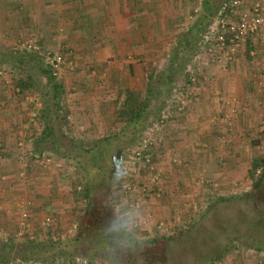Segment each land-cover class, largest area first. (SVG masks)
<instances>
[{
  "label": "crops",
  "instance_id": "1",
  "mask_svg": "<svg viewBox=\"0 0 264 264\" xmlns=\"http://www.w3.org/2000/svg\"><path fill=\"white\" fill-rule=\"evenodd\" d=\"M242 1L244 7L241 12L258 2L264 14V0ZM190 2L191 0H0V56L10 44L20 39L35 42L44 50H51L54 53H59L60 49L65 47L73 50V72L62 74L64 80L67 79L62 97L64 110L67 109V115L64 117L70 123V127L80 125L82 128L84 125L85 131L91 135L103 137L105 133L98 132V126L106 132L110 130L108 118L111 117L107 114L112 112L109 108L113 107L115 92L119 90L123 93L127 89L141 90L142 80L146 77L144 72H151L154 65L152 59L156 56L155 51L153 53L151 51L157 38L167 32L165 29L173 31L180 25H185L183 29L187 31L186 25L192 19L190 27L196 25L203 10L198 15L195 13L202 9L203 0L199 1L197 7L192 6ZM229 20L237 21L238 15L230 16ZM175 45L171 46V50L177 47ZM201 50L205 52V48ZM172 51L165 67L172 56ZM182 52L180 51V57L183 56ZM236 57V61L233 60L228 68L221 62V54L216 53L215 60H209L210 66L205 71L213 80L200 87L192 100L188 101L192 104L188 106L189 113L180 116L184 117L182 120L196 122L194 130H184L185 123H183L180 125V130L171 132L168 127L167 132H162L170 147L173 146L174 152L178 153L177 155L180 152L186 161L195 158L196 155L200 156L203 163L199 168L206 167L208 159L210 160L208 164H211L209 155L213 150L218 152L213 161L223 160L222 150L225 148L222 146L224 141L221 140L222 136L230 137L232 131H238L233 129V126L225 128L229 120L250 121L256 114L253 108L261 102L258 99L259 95L254 92L257 82L259 83L264 74V27L258 34L239 46ZM195 69L199 70L198 63L195 64ZM91 72L99 75L95 77L87 74ZM68 76L75 80L74 83L68 81ZM102 77L105 80L102 81ZM9 83L7 75H0V104L3 105L0 109L2 148L0 202L21 200L24 197L22 201L27 202L25 205L27 210L22 218L29 219L26 224L30 225L31 215L35 216L37 208L41 206L34 202L32 206L30 200L33 199L35 202L48 200L50 204L57 201L56 205L59 204L58 196L61 194V179L64 175L54 173L52 171L54 167L29 157L35 152L34 141L41 134L43 122L37 121L38 127L34 128L36 126L32 123L37 116L30 119L32 109L30 110L28 105L34 104L39 99L29 94L31 99L36 100L34 103L20 100ZM23 104L27 105L26 108L20 107ZM38 105L40 104L37 103ZM263 115L261 113V117ZM215 121L220 122L219 128H209L208 124ZM97 122L100 123L95 125ZM212 126L217 125L212 124ZM163 148L166 149L162 146L161 149ZM161 151L158 157L163 179L159 181H163L164 186L158 182L155 188L162 191V198L170 203L173 201L171 190L174 189H170L168 185L175 181L173 177L176 174L171 171L168 155ZM236 151L238 147L235 148ZM168 152L171 155V150ZM58 165L61 166L62 163ZM191 167L193 168L187 165L184 169L189 170ZM212 167L217 169L219 166L216 164ZM69 170L68 168L67 172ZM231 172L229 181L234 182L236 179H232V176L235 173ZM19 175H25L26 179L31 181L33 190L24 191L25 186L21 183L25 182L24 180L18 182L21 178ZM213 176L217 179L221 173H213ZM171 177L172 181H168ZM186 180L183 182L184 185L190 182ZM20 189L25 193H20L22 196L16 197L14 193ZM145 201L148 204L141 202L142 210L137 212L140 224L150 226L159 219L170 222L168 216L174 210L170 205L166 206L163 201L155 200L153 197ZM2 206L5 209L11 207L10 203H3ZM1 211L0 216L3 218L0 220L5 223V212ZM14 215H17L16 211ZM40 216L42 214H38V218ZM152 227L151 225V229Z\"/></svg>",
  "mask_w": 264,
  "mask_h": 264
},
{
  "label": "rangeland",
  "instance_id": "2",
  "mask_svg": "<svg viewBox=\"0 0 264 264\" xmlns=\"http://www.w3.org/2000/svg\"><path fill=\"white\" fill-rule=\"evenodd\" d=\"M199 1L200 0H191L190 3L192 6L196 5L197 7ZM201 10L202 9L196 12L195 9V14H200V12H202ZM192 21L193 19L191 22ZM190 23L186 25L188 29L191 28ZM184 26L185 25H180L177 27L178 29L173 31L165 29V32H167L160 35L157 38V42L152 41L156 42L153 44L154 47L151 51L152 53L155 51L156 54L154 59H152V64L154 65L153 68H151V72H144L146 77L142 80L140 91L145 90L148 75L153 73L157 74L159 72L161 73L163 71L169 54L173 50H171V46L175 45V43V46L183 43L186 46L184 45L182 49H189V52H186V55H184L185 52H182L183 56L182 59H179V67H176V70L174 71L175 76L173 80L164 86V90L161 91L163 93L160 96H157V99L155 98L156 96H154L155 99H153V101L157 102L160 110L154 114L152 125L141 132L131 146L125 145L124 143H119L117 146L119 150L117 154V163H119V161H124L125 166L129 169V175L123 179L115 180L113 179L114 168V171L108 176L107 184L103 185L105 187L102 185L98 186L101 187V189L95 194L96 200L99 206L105 209V213L110 219L114 222L120 223L126 232L130 233L136 241L151 240L162 234L165 236H174L177 234V231L181 230L184 233V236L179 240L175 239V237L172 239V249L165 260V264H206V262L210 261L212 256L219 253L227 245H230L228 246L230 249L223 252L218 261L210 264H260L261 258L264 257L262 256V254L264 255V251L261 250L262 254L257 253L254 251V248H258V243L262 242L264 228H249V218L254 216L259 219L260 214L255 213L254 215L252 206L248 203L249 201H253L254 208L260 213L262 211L264 212V206H262L264 205V185L254 197L252 192V180L248 176V171L254 159L264 160V115L261 117V113L264 114V91H262L264 89V74H262L259 83L257 82L254 92L259 95L258 99L261 102L253 108L254 112H256L255 115L257 118L253 115L254 117H252V120L250 121L241 119L238 120V122H232L231 120L228 121L225 128L233 126V129H237L238 131H232L230 137L228 135V137H226V135L222 136L221 140H224L222 146H224L225 149L222 150L223 160L220 162L219 160L213 161L218 153L217 150H213L209 155L212 160L211 164H208L210 162L208 159L207 166L199 168L203 163V159H201L200 156L194 155L195 158L186 161L183 159L184 155H181L180 152L179 155H177L178 153L176 154L174 152L175 150H173V146L171 145L170 147L168 140L164 139L166 136H163L162 132L157 134V131H150L160 117L165 115L168 116V119L165 120L163 131L167 132L169 128V131L171 132L174 130H180V125L183 123H185V126L182 125L184 130H194L197 123L182 120L184 117L180 116L184 113H189L190 110L188 109V106L192 104L188 101L194 97L200 87H202L204 83L213 80L205 71V69L210 66L211 62L209 60H215L216 53H218V55L222 54V50H219L216 47L212 48L211 51L206 50L204 52L201 50L204 48L202 44V36L205 32H202L203 34L201 33V36H196L194 33L192 35L195 37L194 40L191 37L189 40L185 39L187 31L183 29ZM195 31L198 30L195 29ZM163 32L164 30H162V33ZM173 32L176 34H173ZM162 36L163 38L161 39ZM167 36L168 39H166ZM24 41L21 39L19 41L16 40L12 45L10 44L9 47L4 50L2 56H0V60H3L4 65L2 66L5 71H3L1 75H7L10 83V71L14 70L15 68L13 67L16 66L12 64L14 56L12 53L15 54L19 52L16 50V46L18 43ZM60 50L59 53L64 52L66 56H68L67 58L74 61L73 50L66 49V47L65 49ZM45 51L54 53V51L51 50ZM221 62H223V64L227 66L226 68H228L232 61H227L225 64V60L223 61V58L221 57ZM25 63V70H29V72L34 75H40L36 63ZM196 63H198L199 66L198 71L195 69ZM193 64L194 68H192ZM64 72L70 73L64 70L62 74ZM94 73L91 72L87 74L95 77L99 75L98 73ZM62 74L58 77L60 80H56V78L54 79L64 88L67 86H65L67 79L64 80ZM160 78H156L157 80H160L158 83H163ZM103 80H105L104 77H102V81ZM43 81H45L44 78ZM68 81H73L74 83L75 80L68 76ZM153 87L154 92L156 93L158 86ZM42 93L44 94V90L42 89L30 93L36 96L35 99H39L37 101L32 99L33 103L36 102L30 106L28 105L29 109H32L30 113L32 116L34 115V117L37 116L38 110L43 107ZM27 96L30 97L31 95L28 94ZM25 97H20V100L27 102ZM29 102L31 101H28V103ZM37 103L40 105L37 106ZM24 106L26 108L27 105L23 104L20 107ZM64 106L62 99L59 116L63 117L65 120L61 122L59 129L62 135L71 139L74 143L64 142L65 146L62 147L60 143L58 144V147L60 152L65 148V150L68 151L67 153L75 158L74 160L68 161L53 154L51 159L55 162H51L48 165L54 167L52 170L54 173L64 175V178L61 179V194H59V196L56 195L60 198L58 199L60 202L57 205V201L52 202V204H55V206H53L48 200L37 202L33 199L30 200L32 206L34 203L41 204V206L39 209L37 208L35 216L31 215L30 221L32 222L28 226L26 223L29 219L23 220L25 218H22L27 210V206H24L27 205V202L22 201L25 199L24 197H22L21 200L0 202V211L2 210L1 212H5L4 217L6 218L5 223L0 220V240L13 239L16 242H24L27 240H43L45 242L50 240H62L68 242L70 245L73 242H70V240L74 237L76 229H72V231L69 232V228L73 225H77L80 216H78L76 212L77 210L79 211V208L83 209L86 205L85 198L82 196L79 197L77 201L72 197L74 188L79 192H82L83 190V180L81 181V185H76L78 180H81L84 176V172L81 169H89L88 162H90V155L85 154L82 149L91 148L97 140H102L104 137L117 134L122 128V123L116 122V118H114L115 121L112 123L109 118L108 124L110 123V130H108V132L98 126V132L105 133V136H93L85 131L86 127L84 125L82 128L80 125L78 127H76L77 125L72 127L69 126L70 123L67 122L64 117L67 115V109L64 110ZM2 107L3 105L0 104V109H2ZM109 109L112 112L114 110L112 106ZM5 111L6 110H4V112ZM111 113L107 115L111 117ZM32 116H30V119L34 118ZM105 118L107 119V117ZM99 123L97 122L95 125ZM219 123L220 122L216 121L215 123L211 122L208 124V127L219 128ZM212 124L217 126H212ZM53 125L55 128H58L57 122L54 121ZM143 141L146 142L147 149L144 152L141 151L139 156H137L135 155V151L139 147L138 144ZM162 146L166 149H161ZM237 147L238 151L235 152V148ZM160 150L168 155L169 159L167 157V160L171 163V171L176 174V176L173 177V180L175 181L168 185L170 189H174V191L171 190V198L173 201H170V203L162 198V191L155 188L157 187L156 184L160 182L159 180L163 179L161 176V170L159 169L161 166L160 158L158 157ZM168 150H171V155H169ZM181 156L182 158H180ZM57 162H61L62 165L59 166V163ZM216 164L219 166L217 169L212 167L216 166ZM73 165H78L79 170L76 169L75 171ZM187 165L193 166V168L191 167L189 170L184 169ZM68 168L70 169L69 172H67ZM59 169L63 170V172ZM231 171H234L235 173L232 176V179H236L234 182L229 181V175L232 173ZM213 173H221V176L216 179V176H213ZM23 176H21L20 181L18 182L24 180L25 183H21L22 186H25L24 191L33 190V186L30 183L31 181L27 180L25 175ZM187 178H189L190 182H188V185H184L183 182ZM93 179L96 180V177H93ZM168 181H172V177L169 178ZM100 182H103V180L101 181V178L99 183ZM162 182L163 181L160 183L162 184ZM126 184H130L133 187L131 192L124 191V185ZM165 185L167 184L165 183ZM162 186L164 185L162 184ZM143 189H145V191H143ZM24 191L20 189L18 192L16 191L14 195L16 197L22 196L20 193H25ZM150 197H153L158 201H163L164 205H170L171 208L174 209L173 213L168 216L170 222L163 219L155 220L154 224H151L153 226L152 229L151 225L149 226L146 224L143 226V224H140L138 219L139 213H137L142 210L141 202H146L145 200H149ZM3 203H10L11 207L5 209L2 206ZM21 204H23L24 207L18 208ZM147 204L148 202H146V205ZM45 206H48V208H45ZM15 211L17 215H14ZM38 214H42V216L38 218ZM47 216L51 219L50 223H47L44 220ZM1 218H3V216H0V219ZM260 219H262V217H260ZM43 221L44 224L42 223ZM254 221H256V219ZM88 253H90L88 250H76L71 256H58L56 258V264H84L79 261V259L82 258H84L88 264H115L112 263L114 259H111L110 262H101L86 255ZM32 258L35 257L32 256ZM76 258H78V260H76ZM70 259L72 261H70ZM155 264L163 263L157 261ZM262 264H264V262Z\"/></svg>",
  "mask_w": 264,
  "mask_h": 264
},
{
  "label": "trees",
  "instance_id": "3",
  "mask_svg": "<svg viewBox=\"0 0 264 264\" xmlns=\"http://www.w3.org/2000/svg\"><path fill=\"white\" fill-rule=\"evenodd\" d=\"M223 1L203 0V14L198 18L196 25L187 30L185 39L189 40L191 37L194 40L195 37L192 36L194 33L196 36H201V33H204L215 20L218 8ZM195 29L198 31H195ZM184 45L180 43L173 49L172 56L161 73L148 75L144 91L127 89L123 93L119 90L115 92L113 100L114 110L110 114V120L113 123L115 121L114 118H116V122L122 123V128L117 134L97 140L91 148L82 149L85 154L90 155L89 169H81L84 172V176L81 180H78L76 185H81L83 180V190L79 192L74 188L72 197L77 201L82 196L85 198L86 205L83 209L79 208V211L77 210L76 212L80 219L76 225L74 237L70 240V242L73 241L72 244L70 245L62 240H50L48 242L43 240H27L24 242H16L13 239L0 240V264H8L10 262H15L16 264H56L58 256H71L76 250H88L91 254L88 253L86 255L101 262H110L111 259H114L112 263L115 264H135V257L139 255L143 257V264H155L157 261L163 264L166 263L165 260L172 249V239L175 237V239L179 240L184 236L181 230L177 231L174 236L162 234L151 240L136 241L120 223L110 219L105 213V209L99 206L95 194L101 189V187H98L99 185L107 184L108 176L114 171V162H117L119 151L117 146L119 143L131 146L136 141L137 136L152 125L154 114L160 110L159 105L153 99H157V96L163 93L161 91L164 90V86L173 80L174 71L176 67H179L178 60L182 59L180 51L189 52V49H182ZM26 53H12L14 55L12 64L16 66L13 67L15 68L14 70L10 71L11 85L21 98L31 92L44 90V94L42 93L43 107L38 110L37 118L32 123L33 126H36L34 128H37L38 123L41 121L43 122V124L41 123L43 127L40 136L34 141L33 149L35 152L31 153L29 157L33 159V155L40 157L43 154H48L52 157L55 154L68 161L74 160L75 157H71L65 148H62L63 150L60 152L58 147L60 143L62 147L65 146L64 142L74 143L71 139L62 135L59 129V125L65 120L59 116L64 93L63 86L51 76L41 56L35 53ZM25 62L36 63L40 75H34L29 70H25ZM2 65H4L3 60H0V70L4 71ZM43 78L45 81H43ZM156 78H160L163 83H158L160 80ZM153 86H158L156 93ZM154 96L156 97L154 98ZM54 121L58 123V128L53 125ZM73 167L75 171L76 169L79 170L78 165H73ZM248 176L252 180V192L255 197V194L264 185V160L254 159L248 171ZM93 177H96L97 181ZM100 178L103 182L99 183ZM252 202L249 201L248 204L252 206L254 215L259 213L260 216L259 219L254 216L249 218V228H264V212L260 213L257 211ZM255 219L257 222L254 221ZM42 223L44 224V221ZM263 243L264 237L262 242L258 243V248H254V251L262 254L261 250L264 251ZM228 246L230 245H227L219 253L212 256L206 264L218 261L221 258V254L230 249ZM32 256L35 258H32ZM262 256L264 255L262 254ZM70 261L72 260L70 259ZM263 262L264 257L261 258L260 264Z\"/></svg>",
  "mask_w": 264,
  "mask_h": 264
},
{
  "label": "built area",
  "instance_id": "4",
  "mask_svg": "<svg viewBox=\"0 0 264 264\" xmlns=\"http://www.w3.org/2000/svg\"><path fill=\"white\" fill-rule=\"evenodd\" d=\"M243 7L244 2L242 0H224L218 8L215 20L208 27L206 33L203 36V46L205 51H211V49L214 47L222 50L221 57L223 58V61L225 60V64L230 60L236 61V55L239 52V46L258 34L262 27H264V14L258 2L251 4L248 10L241 12ZM233 15H238L237 21L233 22L229 20L230 16ZM16 50L19 52H32L41 56L51 76L56 79L62 74L64 70L71 72L74 68V62L67 58L68 56H66L65 53L47 52L35 42H20L17 44ZM2 72L3 71L0 70V75ZM25 100L27 102L32 101V99L28 96L25 97ZM32 117H34V115ZM166 119H168L167 115L161 116L160 119L153 125V128L150 129V131H157V134L159 132H163ZM138 145L139 147L135 151V155L137 156H139L141 151L144 152L147 149L145 141L139 143ZM32 160L40 161L46 165H49L51 162H55L52 161L51 156L48 154H43L40 157L38 155H33ZM132 188L133 187L130 184L124 185V191L131 192ZM143 191H145V189H143ZM24 206L21 204L18 208H22ZM45 221L50 223L51 219L47 218ZM75 228L76 226L73 225L71 228H69V232ZM76 260H78V258H76ZM79 261L83 262L84 264H88L84 258L79 259ZM8 264L16 263L10 262Z\"/></svg>",
  "mask_w": 264,
  "mask_h": 264
},
{
  "label": "clouds",
  "instance_id": "5",
  "mask_svg": "<svg viewBox=\"0 0 264 264\" xmlns=\"http://www.w3.org/2000/svg\"><path fill=\"white\" fill-rule=\"evenodd\" d=\"M115 171L113 173V179L120 180L129 175V169L125 166L124 161H119V163L114 162ZM135 264H143V257L136 256L135 257Z\"/></svg>",
  "mask_w": 264,
  "mask_h": 264
}]
</instances>
